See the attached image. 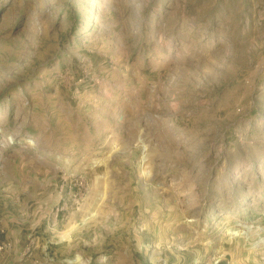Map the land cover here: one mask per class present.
<instances>
[{
  "label": "rangeland",
  "instance_id": "1",
  "mask_svg": "<svg viewBox=\"0 0 264 264\" xmlns=\"http://www.w3.org/2000/svg\"><path fill=\"white\" fill-rule=\"evenodd\" d=\"M0 264H264V0H0Z\"/></svg>",
  "mask_w": 264,
  "mask_h": 264
},
{
  "label": "bare ground",
  "instance_id": "2",
  "mask_svg": "<svg viewBox=\"0 0 264 264\" xmlns=\"http://www.w3.org/2000/svg\"><path fill=\"white\" fill-rule=\"evenodd\" d=\"M34 145H36V143L34 141H31L30 146H34Z\"/></svg>",
  "mask_w": 264,
  "mask_h": 264
}]
</instances>
